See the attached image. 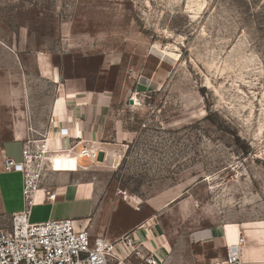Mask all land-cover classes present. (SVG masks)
I'll list each match as a JSON object with an SVG mask.
<instances>
[{
    "label": "rangeland",
    "instance_id": "374dc122",
    "mask_svg": "<svg viewBox=\"0 0 264 264\" xmlns=\"http://www.w3.org/2000/svg\"><path fill=\"white\" fill-rule=\"evenodd\" d=\"M0 41L17 49L23 79L4 83L17 73L0 51V96L22 97L29 118L28 95L35 115L54 96L36 77L42 62L68 88H91L101 68L112 114L133 134L116 143L112 118L103 155L82 159L89 169L48 165L55 198L67 187L91 197L44 202L37 191L30 223L83 219L110 240L207 255L195 233L264 220V0H0ZM20 108L0 102V142ZM5 145L20 161V145ZM0 187L4 213L24 209L21 173H2Z\"/></svg>",
    "mask_w": 264,
    "mask_h": 264
},
{
    "label": "crops",
    "instance_id": "0c3cea01",
    "mask_svg": "<svg viewBox=\"0 0 264 264\" xmlns=\"http://www.w3.org/2000/svg\"><path fill=\"white\" fill-rule=\"evenodd\" d=\"M0 51L7 58L9 63L15 67V72L17 73L14 79L7 76L4 83L7 85L14 82L12 80H15L16 85H22L23 79L20 75V70L18 69V67H21V61L17 49L0 41ZM46 62L48 64V61L42 62L44 63L40 69L42 73L38 69V76L36 77L37 79L47 81V83H53L54 96L52 98H50V96L47 97V102H49L47 109L43 108L38 112L39 114L37 113V115L33 114V112H31L32 104L30 103L28 95L27 103L30 114L29 118L27 113L23 111L22 97L17 95L15 98L0 96V102L2 105L21 107L19 110L20 112H17L15 115V119H13L12 122H7V124H5L6 126H9V130L13 132L15 136L11 139L0 142V175L5 172L3 168V159L8 156L5 143L18 144L21 148L24 139L35 137L38 133H44L46 137L53 133L63 147H68L72 141H74V147L76 149L79 148V146L84 145L86 142L93 146L102 147L103 144L100 141L106 139L108 131L107 124L113 118L112 137L116 143L130 140L133 137L131 132L123 128L122 121L114 117L112 114L114 90L113 87L105 84L106 77L103 69H99V76L91 88H68L65 83L61 81L56 82L51 79V68L45 65ZM13 99H15V101ZM41 100L45 101V97L40 98L39 96L35 101L40 103ZM61 128L65 129L67 136H62L60 134ZM56 179L57 183L58 181H61L60 176ZM63 181L65 182L66 180L63 179ZM66 196L91 197L86 189L81 195H78L69 187H67L58 198L63 199V197ZM21 201L24 204L23 197ZM132 205L134 206L135 204ZM5 207L6 202L2 196L0 187V220L6 221L12 213L22 211L12 210L10 214H6L3 211ZM75 220L82 221L83 219ZM79 226H81L80 223ZM240 236L243 237L242 243H238L237 240ZM191 237L193 238L190 241L192 244L194 242L207 243L210 247L211 253L205 255L198 251H187L186 243H184L185 245H182L185 246V249H177L176 252H172L163 240L161 242L158 240H152L154 248L151 252H153L157 258V263L225 264L226 247L238 245L240 251V264H264V220L257 221L255 224L227 223L224 226H208L205 230L197 232ZM144 239L140 241L136 238V240L140 241L139 248L142 253L147 252V248L143 244L145 241Z\"/></svg>",
    "mask_w": 264,
    "mask_h": 264
},
{
    "label": "built area",
    "instance_id": "2783aa9c",
    "mask_svg": "<svg viewBox=\"0 0 264 264\" xmlns=\"http://www.w3.org/2000/svg\"><path fill=\"white\" fill-rule=\"evenodd\" d=\"M60 134L67 136L63 128ZM43 136L44 133H38L22 141L20 161L10 156L3 159L5 172L21 173L24 209L12 213L6 221L0 220V264H158L153 252H141L140 241L128 236L110 240L95 235L79 226L81 220L64 218L29 222L30 211L35 204L34 193L38 189L45 190L44 202L56 199L42 145L39 148ZM71 145L74 147V141ZM81 148L84 157L93 160L100 156L97 146L86 142ZM121 241L124 243L123 253L116 247ZM242 241L240 236L238 243ZM226 248L224 263L240 264L238 245Z\"/></svg>",
    "mask_w": 264,
    "mask_h": 264
},
{
    "label": "bare ground",
    "instance_id": "6f19581e",
    "mask_svg": "<svg viewBox=\"0 0 264 264\" xmlns=\"http://www.w3.org/2000/svg\"><path fill=\"white\" fill-rule=\"evenodd\" d=\"M40 147L41 149H43V153H44L43 155L46 157L47 164L50 166L52 171H58V172L59 171H74L76 170V168H80V169L90 168L88 166L83 165L82 163L83 162L82 159L84 156L81 155V150H82L81 146H80L81 148L80 151L78 150L79 152L74 153L72 149H76L75 147H73L71 144L68 147H63L61 143H59L58 138L54 136L53 133L51 135H48V137H46L45 135L43 136V141H42V144H40L39 148ZM108 154L110 155V157L117 156V153L111 150L108 152ZM84 158H87V157H84ZM89 160L95 161L96 159H93V160L89 159ZM40 190L42 189H38L37 191H40ZM37 191L35 193H37ZM84 229H87V228L84 227ZM100 236H103V235H100ZM120 264H123V263L121 262Z\"/></svg>",
    "mask_w": 264,
    "mask_h": 264
},
{
    "label": "water",
    "instance_id": "95a60500",
    "mask_svg": "<svg viewBox=\"0 0 264 264\" xmlns=\"http://www.w3.org/2000/svg\"><path fill=\"white\" fill-rule=\"evenodd\" d=\"M129 101H131V99H130ZM102 155H103V154L101 153L100 156H102Z\"/></svg>",
    "mask_w": 264,
    "mask_h": 264
}]
</instances>
